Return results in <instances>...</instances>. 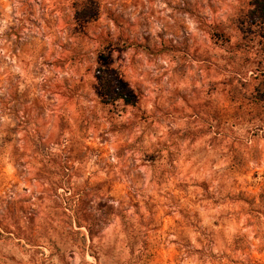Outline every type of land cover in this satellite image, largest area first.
Instances as JSON below:
<instances>
[{"label":"rangeland","instance_id":"obj_1","mask_svg":"<svg viewBox=\"0 0 264 264\" xmlns=\"http://www.w3.org/2000/svg\"><path fill=\"white\" fill-rule=\"evenodd\" d=\"M253 11L0 0V264H264ZM99 69L134 105L105 103Z\"/></svg>","mask_w":264,"mask_h":264},{"label":"trees","instance_id":"obj_2","mask_svg":"<svg viewBox=\"0 0 264 264\" xmlns=\"http://www.w3.org/2000/svg\"><path fill=\"white\" fill-rule=\"evenodd\" d=\"M254 6L253 15L256 20L264 22V0H251ZM86 17V16H81ZM100 95L105 99L106 104H114L118 101L126 105H134L129 90L124 86L111 71L99 69L97 71Z\"/></svg>","mask_w":264,"mask_h":264}]
</instances>
